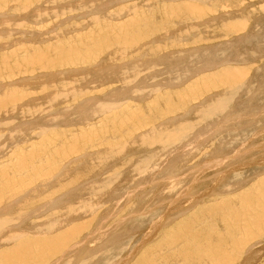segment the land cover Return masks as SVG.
<instances>
[{
	"label": "rangeland",
	"instance_id": "374dc122",
	"mask_svg": "<svg viewBox=\"0 0 264 264\" xmlns=\"http://www.w3.org/2000/svg\"><path fill=\"white\" fill-rule=\"evenodd\" d=\"M56 1L0 0V59L4 56L6 60L7 57L8 65H14L12 69L14 73L11 70V75L8 73L10 70L0 73V95H3V89L6 90L8 88V91L9 89L14 91L12 89L14 86L15 89L22 88L21 90L24 93V99L18 100L16 105H14L16 110L10 104L9 106L5 105L8 106L7 109L0 111V174L2 171H10L8 175L11 176L9 177L18 180L17 183L14 181V184L17 185H15L17 187L15 194L22 190L19 188L20 185H23L22 188L26 189L25 192H21V194H25L20 195L16 200L18 201L16 208L14 206L12 210H7L8 212L5 211V208L10 205L9 201L11 199H8L6 203L5 199L0 198V223L7 220L9 216L15 218V214H18L19 210H25L27 211L26 215L27 213L30 215V219H27L29 224L33 221L35 222L34 225L30 226H26L27 223L23 222L26 225L24 224L23 226L21 223L20 226H12L13 228L8 224L5 237H3V227L5 228V226L1 227L0 224V234H3V236L0 235V252L1 250H8L15 244V241L17 243V240H12L10 243L2 241L3 238L6 239L9 235L11 229L20 230L19 237L21 229H24L23 232L27 231L29 233L31 227L33 232L42 228H52L55 229L54 232L61 233L67 230L69 224L72 223L71 221L66 226L67 223H63L60 220L66 210H69L68 212L66 211V215L68 213L72 215L74 211H83V209H88L90 206L93 210L92 216H90V213L87 214L83 211L84 214H81V218L78 217V219L75 218L73 220V222L78 221L74 224H81L86 219L94 220V223L90 224L84 233L74 239V243H77V245H82L83 242L85 245L81 250L77 251V253L80 251L78 254H75L78 247L74 246L73 242L67 244L54 261H57L56 259L60 258L62 254L64 256V254L66 255L69 252L73 253L74 250L75 252L72 255L69 253L68 256H71L68 259L67 256L66 258L64 256L58 264H73V262H75L74 264H146V262H150V264H192L193 262L187 259L189 254L198 248L196 253L198 262L201 253H206L204 246H207V264H224L226 262L222 257L224 253L229 254V256L230 253L233 254L239 260L235 259V264H264V225L258 229L259 232L248 231L247 233L253 232V237L249 235L248 239L245 240L242 231L237 229V231L232 233L229 228H226L225 225L224 228L219 222L222 215L225 216L230 213L229 216H234L235 212L237 214L243 213V201L238 198L240 197L239 194L250 191L251 196L252 193L260 194L264 191V0ZM24 6H30L29 15L24 14ZM46 6L48 7L49 17L48 15H43V13L35 15L37 11H44ZM169 6L177 7V11L171 14L166 13V9ZM136 16H142L143 19L139 21V26L137 25L136 28L131 29L130 32L128 31L133 43L131 46H127L128 42L126 40L128 38L119 37L118 28H121L119 23H124ZM234 23L237 26L241 25L238 31L233 30L234 25L229 26ZM226 26L229 27L226 28ZM90 32L96 34V38L91 40V42H86L89 40L78 41L79 44L83 43L78 48L83 53L88 52L87 50L91 48L92 53L89 54L90 58L87 62L70 66V68L76 67L77 69L69 68L70 70H63L61 67H56V69L49 67L51 69H47L46 66L29 65L23 66L25 71L24 69L21 71L23 67H19L20 69L17 67L18 58H21L23 63V60L34 54L35 49L33 47L45 49L65 46V48H68L67 42L75 43L76 39H80V36H85V34ZM103 36L106 39L99 40ZM21 48L24 49L21 50ZM16 49L21 51L16 52ZM28 51L31 53H28ZM14 52H16L15 56L13 55ZM143 52L146 53L142 57H138V54ZM118 56L120 57L119 61H122V63L116 67L113 62L118 59ZM9 58L11 60H8ZM110 62L114 68L110 65ZM104 66L107 67V72L110 74L107 72L98 73L101 70L100 67ZM134 67L135 72L130 73ZM240 67L247 69L246 74H248L244 79L238 75ZM108 68L113 71L110 72ZM96 69L97 72L94 71ZM52 70L53 74H51ZM137 70H140V72ZM228 70L229 74L227 75L226 72ZM18 71L20 73L17 75ZM121 71L125 73V81L120 80V82L114 76L118 75L116 72L119 73L118 76H121ZM22 72L23 74H21ZM24 73L28 75L27 78ZM59 75L62 77L58 78L59 82L57 83ZM8 76L12 79H9ZM206 76L208 78L212 77V81L210 82L211 79H208L206 81L207 85H198L201 82L197 83V81L201 78H207ZM217 77H220L221 80L217 79ZM231 77L235 86L229 89L222 79ZM76 78L82 82L78 81L77 84ZM9 80H12V82ZM2 81H6V83L2 84ZM60 81L64 83L62 84ZM213 83L218 84L214 85ZM7 84L9 86H6ZM50 84L51 86H49ZM61 85H70L71 94H74V97L65 95L62 98L59 97L58 100L55 99V103L54 101L51 102V95L57 89L60 90L62 88ZM196 85H198V91L195 93L194 86ZM223 85L226 87L224 88ZM41 86H46L48 89L46 90L50 92L48 93L45 90V93L42 92L43 94L35 93L42 88ZM73 87L76 89L75 91ZM98 89H100L101 93ZM56 93L59 94L58 91ZM75 93H78L76 98ZM90 93H93V95L87 97ZM88 102L90 105L86 108L87 110L97 107L101 112L91 111V114L87 117L83 116L80 118V112L84 110L83 106ZM68 103L69 105H67ZM36 104H43L42 114L30 112L31 115L26 117L23 115L24 117H21L20 112L22 109L29 110L31 107V110ZM112 112L115 115L114 120L109 118ZM96 113L101 116L95 115ZM131 113L137 114L133 121L128 117ZM92 115H95V117L92 118ZM122 120H125L122 122L124 127L122 132L110 137L107 132L110 131L112 133L114 121L119 123ZM139 127L141 131L138 132ZM82 133L86 138L89 137L91 139L87 143L85 140V143L79 147V151L71 154L74 152V150H71L69 155L60 153L62 156H51L53 152L60 149L61 145H69L70 140L74 141L77 137L83 136ZM106 134L108 136L104 138ZM149 135L152 136L150 137ZM196 140H198V143ZM109 142H114V146L111 147L112 151L107 149ZM191 142L195 147H193ZM241 143H246L248 146V148H243V150L247 149L248 152L244 161H234V159L238 158L231 157H228L231 159H223ZM117 144H122L123 146H117ZM24 146L26 147L25 149L23 148ZM175 146L178 147L176 148ZM49 147L52 148L47 149ZM192 148H195V150ZM23 150L26 155L30 154L31 157H28L29 159L25 157L24 162L28 165V168L20 170L18 172L22 174L20 176V174L10 169L12 165H24V162H20L18 158V155L20 156ZM34 150L42 154L43 157L41 158L36 154L34 156ZM206 154L207 157H214L213 160L211 161V158L206 156L203 157ZM77 155L78 157H76ZM215 156L217 157L215 158ZM172 159L173 162L171 161ZM11 160L12 162H10ZM228 160L233 161L229 165L220 164ZM219 161L220 163H218ZM206 164V170L208 171L204 170V174L198 172ZM211 165L216 168L211 167ZM180 166L185 169H182V171ZM37 167L40 169L37 171L33 170L34 168L37 169ZM94 168L97 169V172L91 171ZM156 168L158 170L162 168V172L165 173L167 171V173L163 174L161 170L158 171ZM224 168H227V170L224 171ZM14 170L16 171V168ZM148 171L149 173H147ZM151 171H155V173ZM224 172L226 173L224 174ZM151 173L153 174L152 176H150ZM214 173L216 176L219 175L218 178H220H216ZM169 174L172 175L169 176ZM32 175L35 177L34 179L31 178ZM155 175L157 178L154 177ZM27 176L29 177L27 178ZM77 176L81 178L79 182L76 181L74 183L72 179L74 177L77 178ZM193 177H198L199 179L197 180L201 181L197 184H192L194 180L191 179ZM156 179L157 181H155ZM212 180L215 181L212 183ZM4 181L0 178V189L2 190ZM228 181L229 184L226 186L224 183L227 184ZM30 182L34 183L31 187ZM118 182L119 184H117ZM146 182L148 185H145ZM189 183L192 185L190 184L188 189L197 191L196 197L202 195L199 201L197 199L194 200V198H192V201L191 199L187 200V198L176 200L175 193L170 195L175 189H183V184ZM63 186L65 190L61 191ZM134 186L138 189L137 191H134ZM223 186L225 189L222 188ZM127 189L128 196L123 200L126 204L122 201L118 206L117 204L114 205V200L120 198L118 195L122 197L121 193L123 194ZM38 190L42 192H37ZM148 191L152 192L149 193ZM7 192L11 193L12 191H3L5 193L3 195L8 197L10 194H6ZM110 192L111 195H108ZM12 193L14 194V191ZM153 193L160 194L155 201L160 202L161 205L156 209L152 202L149 206L144 207L143 211L145 214L135 216L134 206L137 208V203L140 200L152 199L151 194ZM31 196L35 197V203L41 198L45 199L38 204L40 208H35L33 207L34 205H30L29 208L27 206V210L19 207L29 200ZM99 197L101 200L98 201ZM229 199L232 200L229 201ZM162 200L166 201L162 203ZM224 201L226 205L219 206ZM2 202L7 205L4 204L5 208ZM172 203L174 206H171ZM122 204L124 205L122 206ZM31 207L34 208V211ZM150 208L153 210H150ZM132 209L134 213L131 211ZM37 210L40 211L39 214ZM216 211L218 212L216 213ZM156 212L157 216H164V219H160V225L157 229H152L150 232H155L151 234L148 231V226L152 221L150 218L154 217ZM224 213L226 214L224 215ZM105 214L110 217L114 216L110 220L112 222H108L106 226L109 223L111 226L115 223L117 224V227H114L115 229L110 230L109 235H105L110 239L108 243L103 242L105 241L103 231L95 230L96 226L98 227L97 223L103 221ZM234 220L235 222L232 220L230 224L234 222L238 225L241 218L235 217ZM19 221L17 219V223ZM117 221L119 222L117 223ZM188 221L189 223L191 222V224H187V226H190V231L196 232L195 240H193L192 244L198 247L195 246V249H193L192 246L185 249L184 247L190 240L183 238L179 242L174 243V241L172 245L169 243L166 246L169 251L166 252L167 256H162L164 252L158 244L175 234L176 227L180 223L185 226ZM199 221L201 224H199ZM61 224L64 226L60 227L59 225ZM204 225L207 226L205 227ZM58 226L60 228L56 230ZM22 234L24 235V233ZM39 234L43 235L41 232ZM182 236L186 237L187 235L182 234ZM242 240H245V242H242ZM236 241H241L240 245L243 243L242 247L237 249V252L232 245ZM91 242H93V245ZM72 246L76 248L74 249ZM86 247L90 248V251ZM215 249H225L227 252H222L221 254L220 251ZM251 250L253 254L255 253V256ZM133 252L134 254L132 255ZM144 252L148 253V256L144 257L141 263L136 261L138 257L144 255L142 254ZM123 253L125 254L123 255ZM72 256L73 258L69 259ZM176 256H178V259L176 258L175 261L173 258ZM79 257L80 259L78 260ZM4 258L1 260H6ZM75 258L77 261L73 260ZM179 259H181V262ZM215 261L220 262L217 263ZM49 263H52V260Z\"/></svg>",
	"mask_w": 264,
	"mask_h": 264
},
{
	"label": "bare ground",
	"instance_id": "6f19581e",
	"mask_svg": "<svg viewBox=\"0 0 264 264\" xmlns=\"http://www.w3.org/2000/svg\"><path fill=\"white\" fill-rule=\"evenodd\" d=\"M58 1V0H57ZM56 1V2H57ZM38 3V2H37ZM29 7L30 6H24V8H25V11H24V14H26V15H29ZM51 7V6H50ZM47 6L45 7V9H44V11H37V12H35V15L37 16L38 14H42L43 13V15L45 14V16L46 15H48V17L50 16L49 15V13H48V10H47ZM54 9V8H53ZM50 10V9H49ZM167 11H166V13H168V14H171V13H174V12H176L177 11V7H175V6H169L167 9H166ZM51 11H54V10H51ZM51 11H49L50 13H51ZM19 13V12H18ZM53 14V13H52ZM51 14V15H52ZM54 15V14H53ZM35 16V17H36ZM138 18V19H137ZM141 19H143V17L142 16H136V17H134V18H130L129 20H127L126 22H124V23H119V25H121V28H118L119 29V37H121V36H124V37H127L128 39L126 40V42H128L127 43V46H131V44L133 43V41H132V38H130L131 36L128 34V31L130 32V30L131 29H133V28H136V26L138 25V23H139V21H141ZM145 19V18H144ZM3 21V20H2ZM4 24V23H3ZM10 24V23H9ZM7 25V24H6ZM5 25V26H6ZM74 25V24H73ZM118 25V24H117ZM234 25V26H233ZM3 26V25H2ZM1 26V27H2ZM12 26V25H11ZM139 26V25H138ZM229 26H233V30L234 31H238L239 30V28L241 27V25L239 24L238 26L237 25H235V23L234 24H232V25H229ZM229 26H226V28L227 27H229ZM9 27V26H8ZM84 27V26H83ZM5 28V27H4ZM223 29V28H222ZM231 29V28H230ZM113 30H114V28H113ZM137 30V29H136ZM102 32V31H101ZM96 33V32H95ZM113 33H114V31H113ZM225 34H226V32H224ZM77 36V35H76ZM116 36V35H115ZM72 38V37H71ZM96 38V34H94V33H89V34H85V36H80V39H76L77 41L75 42V43H69V42H67V44H68V48H65V46L64 47H62V48H53V47H49V48H45V49H42V48H38V47H33L34 49V54L32 55V56H27L28 58L27 59H25V60H23V63H22V60H21V58L19 59L18 58V62H17V67L19 68V67H25V66H29V65H40V66H46L47 67V69H51V68H49V67H52V68H55L56 69V67H61V69H63V70H66V69H68V70H70L71 68L74 70L76 67H71L70 68V66H73V65H79L80 63H82V62H87V60L90 58V53H92V50H91V48H89L87 51L88 52H80L79 51V45L81 44H79V42L78 41H80V42H82V41H86V40H89V41H86V42H91V40H94ZM98 39V38H97ZM102 39H106L105 38V36H103V37H101V38H99V40H102ZM73 40H75V39H73ZM115 40V39H114ZM104 41V40H103ZM114 43V42H113ZM83 44V43H82ZM81 44V45H82ZM125 45V44H124ZM123 45V46H124ZM31 47V46H30ZM30 47H28V49L30 48ZM24 48H25V45H24ZM23 48V49H24ZM122 48V47H121ZM22 48H21V50H23ZM21 50H17L16 49V52H18V51H21ZM29 50H31V49H29ZM121 50H123V49H121ZM16 52H14L13 53V55L15 56L16 55ZM97 52V51H96ZM155 52V51H154ZM28 53H31V52H29L28 51ZM146 52H143V53H139L138 54V57H142L144 54H145ZM119 54V53H118ZM31 55V54H30ZM121 56V55H120ZM124 56V55H123ZM113 57V56H112ZM17 58V57H16ZM120 57L118 56V59L117 60H115L114 62H113V65H115L116 67H118L119 65H120V63H122V61H119L120 59H119ZM116 59V58H115ZM6 60H7V57H6ZM5 60V57L3 56V58L2 59H0V73H3V72H5V71H9L10 70V72H8V73H10L9 75H11V70L13 69V67H14V65H8V63H7V61ZM8 60H11L10 58L8 59ZM108 60V59H107ZM111 60V59H110ZM112 60H114V59H112ZM94 61V60H93ZM119 61V62H118ZM127 61V60H126ZM96 62V61H95ZM84 64V63H83ZM82 64V65H83ZM91 64V63H90ZM96 64V63H95ZM107 65V64H106ZM110 65H112L111 64V62H110ZM112 65V66H113ZM122 65V64H121ZM138 66V65H137ZM137 66H135L136 68H137ZM16 67V66H15ZM24 67L21 69V71L24 69ZM105 67V66H104ZM100 67L101 68V70H100V72H98V73H104V72H107V67ZM131 67V66H130ZM129 67V68H130ZM135 67L134 68H132V70H131V72L130 73H133V72H135ZM142 67V66H141ZM70 68V69H69ZM83 68V67H82ZM100 68H98V69H100ZM103 68H104V70H103ZM112 68V67H111ZM113 68H114V66H113ZM20 69V68H19ZM77 69V68H76ZM109 69V68H108ZM134 69V70H133ZM139 69V68H138ZM255 69V68H254ZM16 70H17V68H16ZM16 70H14V71H16ZM115 70V69H114ZM118 70V69H117ZM125 70H126V68H125ZM247 69L245 68V67H240L239 68V70H238V72H239V76L242 78V79H244L246 76H247V74H246V71ZM20 71V70H19ZM17 72V75H18V73H20V72ZM24 71H25V69H24ZM48 73H49V71L48 70H46ZM58 71V70H57ZM94 71H96L97 72V69L96 70H94ZM99 71V70H98ZM109 71H110V69H109ZM113 71V70H112ZM112 71H110V72H112ZM137 71H139L140 72V70H137ZM223 71V70H222ZM252 71V70H251ZM250 71V72H251ZM12 72H13V70H12ZM33 72V71H32ZM249 72V71H248ZM14 73V72H13ZM26 73H27V71H26ZM26 73H24V76L27 78L28 77V75L26 74ZM50 73H51V71H50ZM57 73V72H56ZM107 73H109V72H107ZM118 75H119V73L118 72H116ZM122 75L121 76H114V77H116L117 79H119V81L121 80V81H125V73H123L122 71L120 72ZM21 74H23V72L21 73ZM42 74V73H41ZM51 74H53V70H52V73ZM50 74V75H51ZM110 74V73H109ZM219 74V73H218ZM226 74L228 75L229 74V70L226 72ZM48 75V74H47ZM111 75H113V74H111ZM131 75V74H130ZM129 75V76H130ZM136 75V74H135ZM14 76H16V74H14ZM61 75H59L58 77H57V83L59 82V80H58V78L60 77ZM221 76H224V75H221ZM2 77V76H1ZM9 77V79L11 78L10 76H8ZM7 77V78H8ZM23 77V76H22ZM31 77V76H30ZM62 77V76H61ZM135 77V76H134ZM207 77V76H206ZM215 77V76H214ZM227 77V76H226ZM6 78V77H5ZM20 78V77H19ZM49 78V77H48ZM130 78H131V76H130ZM203 78H205V77H203ZM212 77H207V78H205V79H199L198 81H197V83H200L201 82V84H198V85H201V86H204L203 84H205V85H207V82L206 81H208V79L210 80ZM220 79L221 80V78L220 77H217V79ZM12 79V78H11ZM16 79V78H15ZM14 79V80H15ZM53 79V78H52ZM77 79V78H76ZM143 79V78H142ZM4 80V79H3ZM8 80V79H7ZM6 80V81H7ZM17 80V79H16ZM43 80V79H42ZM54 80V79H53ZM61 80H62V78H61ZM66 80V79H65ZM80 80V79H79ZM78 79H77V84H78V81H79ZM116 80V79H115ZM6 81L4 82V81H2V84H5L6 83ZM10 81V80H9ZM8 81V82H9ZM120 81V82H121ZM212 81V79L210 80V82ZM215 81V80H214ZM222 81H224L225 82V85H227L228 86V88L229 89H232L233 88V86H235V85H233V78L231 77V78H227V79H222ZM7 82V83H8ZM10 82H12V80L10 81ZM61 83H62V81H60ZM79 82H82V81H79ZM118 82V81H117ZM18 83V82H17ZM41 83V82H40ZM39 83V84H40ZM53 83H56V82H53ZM52 83V84H53ZM64 83V82H63ZM62 83V84H63ZM85 83V82H84ZM88 83V82H87ZM103 83V82H102ZM115 83V82H114ZM214 84V83H213ZM218 84V83H217ZM217 84H214V85H217ZM25 85V84H24ZM30 85V84H29ZM28 85V86H29ZM65 85V84H64ZM74 85V84H73ZM198 85H196V86H194V89L196 90L195 91V93L198 91L197 90V86ZM225 85H223L224 86V88L226 87ZM6 86H9L8 84L6 85ZM49 86H51V84L49 85ZM62 86V85H61ZM78 86V85H77ZM102 86V85H101ZM210 86H212V85H210ZM220 86V85H219ZM5 87V86H4ZM23 87V86H22ZM38 87V86H37ZM42 87V86H41ZM57 87V86H56ZM55 87V88H56ZM59 87V86H58ZM72 87V86H71ZM6 88V87H5ZM211 88V87H210ZM214 88V87H213ZM8 89V88H7ZM5 90V89H3L4 91L2 92L3 93V95L1 96L0 95V111H3V110H5V109H7V107L11 104L12 106H14V105H16V103H17V101L18 100H20V99H24L23 97H24V93H23V91L21 90V89H19V88H17V89H15V86L12 88V89H14V91L13 90H10L9 89V91L8 90ZM47 89V87L46 86H43L42 88H40V90H37L35 93H45L44 91ZM50 89V88H49ZM53 89V88H52ZM51 89V90H52ZM73 89H74V87H73ZM97 89V88H96ZM101 89V88H100ZM100 89H98V91L100 90ZM215 89H218V88H215ZM25 90V89H24ZM48 90V89H47ZM46 90V91H47ZM56 90V89H55ZM76 89H74V91H75ZM220 90V89H219ZM10 91H11V94H10ZM13 91V92H12ZM26 91V90H25ZM59 92V94H57L56 92ZM84 91V90H83ZM107 91V90H106ZM216 91V90H215ZM48 92V91H47ZM50 92V91H49ZM48 92V93H49ZM52 92V91H51ZM77 92V91H76ZM100 93H101V91H99ZM26 93V92H25ZM42 93V94H43ZM194 93V94H195ZM84 94V93H83ZM206 94V93H205ZM45 95V94H44ZM49 95H51V94H49ZM65 95H67V97H69V96H72V97H74V94H71V89H70V85L69 86H62V88L60 89V90H56L55 92H54V94H52L51 96L52 97H50V100H51V102L52 101H54L55 99L56 100H58L59 99V97H61L62 98V96H65ZM77 95H78V93H75V98L77 97ZM86 95V94H85ZM89 95H93V93H90V94H88L87 95V97L89 96ZM36 96H38V94H36ZM47 96V95H46ZM45 96V97H46ZM206 97V96H205ZM84 98H86V97H84ZM25 99H26V96H25ZM48 99H49V97H48ZM72 99V98H71ZM113 99V98H112ZM145 99V98H144ZM85 100V99H84ZM155 100V99H154ZM47 101V100H46ZM68 101V100H67ZM200 101V100H199ZM198 101V102H199ZM58 102V101H57ZM72 102V101H71ZM20 103H21V101H20ZM19 103V104H20ZM54 103H55V101H54ZM53 103V104H54ZM78 103V102H77ZM77 103H76V105H77ZM200 103V102H199ZM198 103V104H199ZM125 104H126V102H125ZM5 105H8V106H5ZM26 105H27V103H26ZM43 105V104H42ZM41 104H39V105H35V107L33 108V109H31L30 110V108L29 107H27V108H29V110H23L22 109V107H21V109H22V111L21 110H19V111H21L22 112V114H21V112H20V115H22L21 117H26L27 115H31V113H33L34 114V112H39V115H40V113H41V110H43V108H44V106H42ZM60 105V104H59ZM67 105H69V103L67 104ZM66 105V106H67ZM89 102L88 103H86V105L85 106H83L84 107V110L82 111V112H80L81 114H80V118H82L83 116H85V117H87L88 115H90L91 113V111H99V113L101 112L100 111V109H98L97 107H95V109H86V108H88L89 107ZM103 105H105V104H103ZM107 105V104H106ZM193 105H194V103H193ZM19 106V105H18ZM97 106V105H96ZM110 106V105H109ZM125 106V105H124ZM201 106V105H200ZM15 107V110H16V106H14ZM25 107V106H24ZM106 107H108V106H106ZM112 107V106H111ZM194 107V106H193ZM11 108H13V107H11ZM26 108V107H25ZM15 110H12V111H15ZM68 110V109H67ZM77 110V109H76ZM103 110V109H102ZM104 110H106V109H104ZM112 110V109H111ZM114 110V109H113ZM69 111H70V109H69ZM107 111V110H106ZM31 112V113H30ZM27 113V114H26ZM28 113H30V114H28ZM69 113V112H68ZM89 113V114H88ZM99 113H96L95 115H99V116H101ZM106 113V112H105ZM108 113V112H107ZM207 113V112H206ZM6 114V113H5ZM42 114V113H41ZM77 114V113H76ZM258 114V113H257ZM24 115V116H23ZM67 115V114H66ZM95 115H92V118H94L95 117ZM104 115V114H103ZM136 115L137 114H129L128 115V117L130 118V120L131 121H133L134 120V118H136ZM3 116H4V112H3ZM34 116V115H33ZM244 116V115H243ZM250 116H252V115H250ZM29 117V116H28ZM41 117V116H40ZM103 117V116H102ZM101 117V118H102ZM114 117H115V115H114V112H112V114L111 115H109V118H111V119H113L114 120ZM256 117H257V115H256ZM121 118V117H120ZM243 118V117H242ZM245 118V117H244ZM253 118V117H252ZM22 119V118H21ZM28 119V118H27ZM98 120H100V119H98ZM24 121V120H23ZM51 121V120H50ZM54 121V120H53ZM125 120H122L121 122H115L114 121V128L112 129L113 131H112V133H110V131H108L107 133H108V135H110V137L111 136H115L116 135V133L118 134V133H121L122 132V130L124 129V127H123V123L122 122H124ZM93 122V121H92ZM95 122V121H94ZM84 123V122H83ZM125 123H130V122H125ZM263 123V122H262ZM13 124V123H12ZM16 125V124H15ZM26 125V124H25ZM18 126V125H17ZM262 126V125H261ZM25 127V126H24ZM141 127V126H140ZM140 127L138 128V132L139 131H141V129H140ZM263 128V127H262ZM264 129V128H263ZM22 130V129H21ZM95 131V130H94ZM90 132V131H89ZM95 132H97V131H95ZM114 132V133H113ZM212 132V131H211ZM201 133V132H200ZM213 133V132H212ZM19 134V133H18ZM17 134V135H18ZM39 134V133H38ZM56 134V133H55ZM83 134V133H82ZM1 135V134H0ZM65 135V134H64ZM91 135V134H90ZM107 134L106 135H104V138L106 137V136H108ZM157 135V134H156ZM202 135V134H201ZM204 135H206V134H204ZM203 135V136H204ZM6 136V135H5ZM10 136V135H9ZM60 136V135H59ZM150 136V135H149ZM152 136V135H151ZM150 136V137H151ZM8 137V136H7ZM56 137V136H55ZM84 136V134H83V136H79V137H77L74 141H69V145H61L60 146V149H58L56 152H53L52 154H51V156L53 155V156H56V157H58V156H62V155H69L71 152V150H74V152H72L71 154H73V153H76L77 151H79L80 149H79V147H81L82 146V144L83 143H85L84 141L86 140V143L91 139V138H89V137H85ZM61 138V137H60ZM1 139V138H0ZM199 139V138H198ZM202 139H204L203 137H202ZM224 139V138H223ZM115 140V139H114ZM201 140V139H200ZM54 141V140H53ZM197 141V143H198V140H196ZM202 141V140H201ZM5 142V141H4ZM79 142H81V143H79ZM96 142H98V141H96ZM193 142V141H192ZM191 142V143H192ZM32 143V142H31ZM89 144V143H88ZM87 144V145H88ZM111 144V145H110ZM247 144H249V143H247ZM26 145V144H25ZM91 145V144H90ZM191 145V144H190ZM192 145H193V143H192ZM22 146V145H21ZM114 146V142H109L108 143V146H107V149L108 150H111V147H113ZM116 146V145H115ZM117 146H123L122 144H117ZM249 146H250V144H249ZM2 147V146H1ZM53 147V146H52ZM52 147H49V148H47V149H50V148H52ZM176 148L178 147V146H175ZM185 147V146H184ZM186 147H187V145H186ZM193 147H195L194 145H193ZM248 148V146L246 145V143H241L238 147H236L234 150H232L231 152H229L230 154H228L226 157H224V154L228 151H226L224 154H223V159H231V158H238V159H234V161L235 160H239V161H241V160H243L244 161V158H245V156H246V154L248 153L247 152V149H244L243 150V148ZM22 148V147H21ZM24 149L26 148L25 146L23 147ZM117 149H118V147H116ZM175 148V149H176ZM188 149H189V147H187ZM230 148V147H229ZM250 148V147H249ZM3 149V148H2ZM133 149V148H132ZM147 149V148H146ZM180 149V148H179ZM179 149H177V150H179ZM182 149V148H181ZM193 149V148H192ZM202 149V148H201ZM0 150H1V148H0ZM129 150V149H128ZM193 150H195V148L193 149ZM199 150V149H198ZM249 150H252V149H249ZM8 151V150H7ZM6 151V152H7ZM12 151V150H11ZM112 151V150H111ZM135 151V150H134ZM175 151V150H174ZM230 151V150H229ZM25 151L23 150V151H21V153H20V156L18 155V158H19V160H20V162L21 161H25V157L26 158H28V157H31V155L29 154V155H26L25 153H24ZM132 152V151H131ZM176 152V151H175ZM179 152V151H178ZM185 152V151H184ZM197 152V151H196ZM218 152H219V150H218ZM252 152V151H251ZM62 155H61V154ZM95 153V152H94ZM186 153H188V152H186ZM223 153V152H222ZM250 153V152H249ZM34 154H36L37 156H40L41 158L43 157V155L42 154H40L39 152H36L35 150L33 151V155ZM44 154V153H43ZM90 154H92V153H90ZM182 154V153H181ZM189 154V153H188ZM218 154V153H217ZM36 155H34V156H36ZM42 155V156H41ZM171 155V154H170ZM177 155V154H176ZM214 155H215V153H214ZM231 155V156H230ZM252 155V154H251ZM191 156V155H190ZM189 156V157H190ZM193 156V155H192ZM204 156H206L207 157V154L206 155H203V157ZM219 156H220V154H219ZM248 156H249V154H248ZM72 157V156H71ZM76 157H78V155L76 156ZM168 157V156H167ZM177 157V156H176ZM179 157V156H178ZM183 157H184V154H183ZM185 157H186V155H185ZM205 157V158H206ZM209 157V156H208ZM207 157V158H208ZM217 156H215V158H216ZM228 157H231V158H228ZM262 157V156H261ZM51 158V157H50ZM170 158V157H169ZM209 158H211V157H209ZM214 158V157H213ZM213 158H211V161L213 160ZM218 158H220V157H218ZM222 158V157H221ZM259 158V157H258ZM29 159V158H28ZM56 159V158H55ZM77 159V158H76ZM91 159V158H90ZM174 159V158H173ZM173 159L171 160L172 162H173ZM181 159V158H180ZM183 159V158H182ZM194 159V158H193ZM3 160V159H2ZM68 160V159H67ZM66 160V161H67ZM165 160V159H164ZM215 160V159H214ZM8 161V160H7ZM44 161V160H43ZM78 161V160H77ZM210 161V162H211ZM232 161L233 160H228V161H223L222 163H220V161L218 162V163H220V164H230V163H232ZM10 162H12V160L10 161ZM69 162V161H68ZM247 162V161H246ZM2 163V162H1ZM17 163V162H16ZM79 163V162H78ZM166 163V162H165ZM194 163V162H193ZM14 164V163H13ZM208 164H209V161H208ZM5 165V164H4ZM76 165H78V164H76ZM90 165V164H89ZM215 165V164H214ZM213 165V166H214ZM218 165V164H217ZM216 165V166H217ZM236 165H237V163H236ZM240 165H244V164H240ZM246 165V164H245ZM167 166V165H166ZM169 166V165H168ZM182 166H183V164H182ZM212 165H211V167H213ZM12 168L10 169V170H12V171H14V172H16V173H18L20 170H22V169H24V168H28V165L24 162V165H22V166H19L18 164H17V166H15V165H12L11 166ZM32 167V166H31ZM30 167V168H31ZM156 167V166H155ZM218 167V166H217ZM14 168H16V171L14 170ZM167 168V167H166ZM180 168H181V170L182 169H185L184 167L182 168L181 166H180ZM179 168V169H180ZM194 168V167H193ZM213 168H216V167H213ZM7 169V168H6ZM38 169H40V168H38L37 167V169H33V170H35V171H37ZM157 169V168H156ZM164 169V168H163ZM207 169V164L204 166V167H201V171H199L198 170V172H201V173H203L204 174V170H206ZM225 169V168H224ZM8 170V169H7ZM32 170V169H31ZM88 170H89V168H88ZM158 170V169H157ZM161 170V172L163 171L162 170V168L161 169H159L158 171H160ZM165 170V169H164ZM188 170H190V169H188ZM227 170V168L224 170V171H226ZM9 171V170H8ZM91 171H96L97 172V169H92ZM90 171V172H91ZM170 171H172V170H170ZM183 171V170H182ZM191 171V170H190ZM194 171V170H193ZM206 171H208V170H206ZM222 171V170H221ZM10 172V171H9ZM9 172H7V171H2V173L0 174V178L2 179V180H5L4 181V184H3V190L2 189H0V198L2 199H5V202L7 203V201H8V199L10 200L9 201V204L10 205H6L5 203H3V207L6 205L7 206V208H5V211L6 212H8L7 210H9L10 211V209L12 210L13 209V207L15 206V208H16V205H18V201H16L19 197H20V195H23V194H25V193H23V194H21V192H25V190L26 189H24V188H22L23 187V185H20L19 186V188H21L22 190H20V191H18L19 193H16L15 194V189L17 188L16 186V184H14V181H15V183H17V181L18 180H16L15 178L13 179L12 177L10 178L9 176H11V175H8V174H10ZM152 173H155V171L153 172V171H151ZM168 172H169V170H168ZM178 172V171H177ZM185 172H187V171H185ZM220 172V171H219ZM227 172H229V171H227ZM147 173H149V171L147 172ZM146 173V174H147ZM150 174V176H152L153 174ZM163 174H165V173H167V171L164 173V172H162ZM175 173V172H174ZM226 172H224V174H225ZM230 173V172H229ZM18 174H20V173H18ZM161 174V173H160ZM162 174V175H163ZM22 174H20V176H21ZM76 175V174H75ZM109 175V174H108ZM172 175V174H171ZM170 174H169V176H171ZM214 175H215V173H214ZM38 176V175H37ZM45 176V175H44ZM164 176V175H163ZM184 176H185V174H184ZM197 176V175H196ZM210 176V175H209ZM216 176V175H215ZM219 176V175H218ZM218 176H216V178H218ZM29 176H27V178H28ZM43 177V176H42ZM54 177V176H53ZM146 177V176H145ZM154 177H156V175L154 176ZM154 177H152V178H154ZM201 177H203V176H201ZM221 177H222V175H221ZM18 178V177H17ZM23 178V177H22ZM25 178V177H24ZM31 178H35V177H33V175L31 176ZM81 177L80 176H77V178L76 177H74L73 179H72V181H74V183L76 182V181H78L79 182V179H80ZM138 178V177H137ZM141 178V177H140ZM157 178V177H156ZM174 178V177H173ZM220 178V177H219ZM218 178V179H219ZM233 178V177H232ZM235 178V177H234ZM43 179V178H42ZM171 179V178H170ZM175 179V178H174ZM197 179H199L198 177H193L191 180H194L193 182H192V184H197L199 181H201V180H197ZM223 179V178H222ZM24 180V179H23ZM130 180V179H129ZM138 180V179H137ZM136 180V181H137ZM141 180H143V179H141ZM162 180H163V177H162ZM186 180V179H185ZM230 180V179H229ZM139 181V180H138ZM155 181H157V179L155 180ZM171 181V180H170ZM175 181V180H174ZM215 180H212L211 182L213 183ZM238 181H240V180H238ZM256 181V180H255ZM3 182V181H2ZM20 182H21V180H20ZM129 182V181H128ZM151 182V181H150ZM164 182V181H163ZM162 182V183H163ZM210 182V181H209ZM31 184H30V187H31V185H33L34 183H32V182H30ZM147 183V182H146ZM145 183V185H148V183L146 184ZM216 183V182H215ZM29 184V183H28ZM117 184H119V182L117 183ZM138 184H140V183H138ZM191 183H189V184H183V186H184V188L183 189H178V190H174V191H172V193L170 194V195H173L174 193H175V199L176 200H181V199H183V198H187V200L188 199H191V201H192V198H194V200L195 199H197V201H199L200 200V198L202 197V195L200 196V197H196V192L197 191H195V190H189L188 189V187H189V185H190ZM191 184V185H192ZM201 184V183H200ZM226 186L229 184V181H228V183L226 184V183H224ZM16 185V186H15ZM131 185V184H130ZM134 185V184H133ZM161 185V184H160ZM168 185H171V184H168ZM212 185V184H211ZM25 186V185H24ZM67 186V185H66ZM150 186V185H149ZM157 186H158V184H157ZM64 187V186H63ZM63 187H61V191L62 190H65V187L63 188ZM127 187V186H126ZM130 187V186H129ZM135 187V186H134ZM144 187V186H143ZM143 187H141V189H143ZM152 187V186H151ZM150 187V188H151ZM160 187V186H159ZM170 187V186H169ZM1 188H2V186H1ZM63 188V189H62ZM125 188V187H124ZM158 188V187H157ZM182 188V187H181ZM207 188V187H206ZM205 188V189H206ZM210 188H212L211 186H210ZM222 188H224V186L222 187ZM227 188V187H226ZM229 188V187H228ZM39 189V188H38ZM73 189V188H72ZM155 189V188H154ZM161 189H162V187H161ZM225 189V188H224ZM230 189V188H229ZM228 189V190H229ZM9 191V192H13L14 191V194L11 192V193H6V194H10V196H4L3 194H5V193H3V191L5 192V191ZM18 190V189H17ZM42 190V189H41ZM40 190V191H41ZM138 189L135 187L134 188V191H137ZM147 190H149V189H147ZM153 190V189H152ZM159 190V189H158ZM157 190V191H158ZM211 190V189H210ZM237 190V189H236ZM252 190V189H251ZM39 190L37 191V192H40ZM153 191H155V190H153ZM162 191V190H161ZM42 192V191H41ZM128 192V189L127 190H125L124 192H123V194L121 193V195H122V197L121 196H119L118 194V197H120V198H116L115 200H114V205H116L117 204V206H118V204H121L122 203V201L123 200H125L126 199V196H128L127 193ZM149 192V191H148ZM150 192H152V191H150ZM149 192V193H150ZM219 192V191H218ZM256 192V191H255ZM114 193V192H113ZM164 193V192H163ZM169 193V192H168ZM207 193V192H206ZM214 193V192H213ZM12 194V195H11ZM34 194V193H33ZM40 194V193H39ZM111 195V192L110 193H108V195ZM130 194V193H129ZM221 194V193H220ZM227 194V193H226ZM242 194V195H241ZM241 194H239L240 195V197H238V198H241V200L243 201H241L242 202V204H243V213H239V214H237L236 212H235V214H233L234 216H229V214L230 213H228V214H226V213H224V215L225 216H223L222 214V216H221V219H220V224L222 225V226H226V228H229L231 231H232V233H233V231H237V229H238V231H242L243 232V236L245 237V240L246 239H248V236L250 235L251 237H253V232L252 233H247L248 231H258V229L260 228V227H262L263 225H264V191L262 192V193H252L251 194V196H250V191H248V192H244V193H241ZM37 195V194H36ZM35 195V196H36ZM133 195V194H132ZM150 195V194H149ZM149 195H147V196H149ZM152 195V199L150 198L149 200H143V201H139L138 203H137V208H136V206H134L135 208H134V210H135V213L133 212L134 210L132 209L131 211L134 213V215L135 216H139V215H141V214H143L144 213V207H146L147 205L149 206L150 205V203H152V204H154L153 206H154V208H158V206H160L161 204H160V202H158V201H155V199L160 195H157V194H151ZM164 195V194H163ZM106 196V195H105ZM114 196V195H113ZM112 196V197H113ZM141 196V195H140ZM145 196V195H144ZM146 196V197H147ZM225 196V195H224ZM104 197V196H103ZM130 197H132V196H130ZM146 197H144V198H146ZM190 197V198H189ZM196 197V198H195ZM23 198H24V196H23ZM100 198V197H99ZM114 198V197H113ZM140 198V197H139ZM174 198V197H173ZM233 198H235V197H233ZM130 199V198H129ZM141 199H143L142 197H141ZM158 199V198H157ZM169 199V198H168ZM237 199V198H236ZM43 200H45L44 198H41V199H39L38 200V202H36L35 203V197H33V196H31V198L29 199V200H27L25 203H23L22 205H20L19 207H21V208H23V209H26V207L27 208H29V206L30 205H34L33 207H35V208H40L39 206H38V204H40L41 202H43ZM98 201L99 200H101V198L100 199H97ZM232 199H229V201H231ZM25 201V200H24ZM111 201V200H110ZM163 201H166V200H162V203H163ZM236 201V200H235ZM101 202V201H100ZM124 202V201H123ZM136 202V201H135ZM233 202V201H232ZM108 203V202H107ZM125 203V202H124ZM5 204V205H4ZM104 204V203H103ZM110 204V203H109ZM113 204V203H112ZM126 204V203H125ZM234 204V203H233ZM124 204H122V206H123ZM171 205V204H170ZM187 205V204H186ZM195 205V204H194ZM222 205H226V202L224 201V202H222L221 204H219V206H222ZM228 205V204H227ZM235 205V204H234ZM38 206V207H37ZM116 206V207H117ZM171 206H174V204L172 203V205ZM216 206V205H215ZM219 206H217L218 208H219ZM0 207H1V205H0ZM33 207H31V208H33ZM93 207V206H92ZM104 207V206H103ZM108 207V209H109V206H107ZM106 207V208H107ZM120 207V206H119ZM139 207V208H138ZM233 207V206H232ZM161 208V207H160ZM207 208V207H206ZM214 208V207H213ZM213 208H211V209H213ZM228 208V207H227ZM17 209H18V206H17ZM20 209V208H19ZM69 209V208H68ZM94 209V208H93ZM107 209V210H108ZM117 209H119V208H117ZM129 209H130V206H129ZM155 209V210H156ZM222 209V208H221ZM244 209H245V211H244ZM27 210V209H26ZM33 211H34V208L32 209ZM41 210H42V208H41ZM86 210H88V211H86ZM98 210V209H97ZM109 210H111V209H109ZM150 210H153L152 208H150ZM215 210H217V209H215ZM223 210V209H222ZM30 211V210H29ZM37 211H39V210H37ZM37 211H35V212H37ZM65 211V210H64ZM67 212L69 211V210H66ZM66 211H65V214L62 216V218L60 219V220H62V222L64 223H67L66 224V226L68 225V223H70L71 221H72V223H70L69 224V228L67 229V230H65V231H63V232H54V230L55 229H52V228H46V229H44V228H42V229H38V231H31L32 230V227L30 228V232L29 233H27V231L26 232H23V230L24 229H21L22 231H21V233H20V237H19V232H20V230H18V229H16V230H10L9 231V235L6 237V239L5 238H3L2 239V241L4 240L5 242H11L12 240H17V243H16V241H15V244L12 246V247H10L8 250H1V252H0V264H58L60 261H61V259L65 256V258H66V256H67V259H68V257L69 256H71L72 254H74V252H75V250H74V252L72 253H70L71 255H69L68 256V254H64V256H63V254H62V256L60 257V258H57L56 260L57 261H54L55 260V258L60 254V252L62 251V250H64V247L67 245V244H71L72 242L74 243L75 242V237H77L78 235H80V234H82V233H84L86 230H87V228H89V226H90V224H93L94 223V220L92 221V220H85V221H83L81 224H74V223H77V222H73V220L75 219V218H77L78 219V217H80V216H82L81 214L83 213V211H84V213H90V216H92V212H93V210H92V208L89 206V208L88 209H86L85 208V210L83 209V211L82 210H78V211H74L73 212V214L72 215H69V213L66 215ZM147 211V210H146ZM167 211V210H166ZM189 211V210H188ZM208 211H210V210H208ZM214 211V210H213ZM221 211V210H220ZM219 211V212H220ZM26 212L27 211H25V210H19L18 211V214H15V212H14V214H15V218H12V217H8V219L7 220H5V221H3L2 223H0L1 224V227H3V226H5V228L3 227V231H4V236H3V234H0V235H2L3 237H5L6 235H7V228H6V226H8V224H10L11 225V227L12 226H16V225H21V223L23 224V222H25V223H27V225L26 226H30V225H34L35 224V222L33 221V222H31L30 224H29V222H28V220L30 219V215H28V213H27V215L29 216H27L26 215ZM42 212V211H41ZM147 212H150L149 210L147 211ZM155 212V211H154ZM211 212V211H210ZM218 211H216V213H217ZM9 213H11V212H9ZM40 213V211L38 212V214ZM71 213V212H70ZM83 213V214H84ZM208 213V212H207ZM207 213H205V214H207ZM221 213H223L222 211H221ZM7 214V213H6ZM63 214V213H62ZM86 214V215H87ZM132 214V213H131ZM145 214V213H144ZM161 214V213H160ZM200 214V213H199ZM211 214H212V212H211ZM12 215H13V213H12ZM66 215V216H65ZM149 215H150V213H149ZM214 215V214H213ZM213 215H211V216H213ZM218 215H219V213H218ZM2 216H4V215H2ZM6 216V215H5ZM128 216H129V214H128ZM65 217H67V218H65ZM112 217H114V216H109L108 214H105L104 216H103V221L101 222V223H97L98 224V227L96 226V231H98V230H100L99 232H101V230L103 231V233H104V240L105 241H103V242H105V243H108V242H110V239H109V237L108 236H105V235H107L109 232H110V230H112V229H115L114 227H117V224L115 223H113L114 225L113 226H111L110 225V223L112 222H110V220L112 219ZM141 217V216H140ZM160 216H157V212L154 214V217H152V218H154V219H152V218H150L152 221H151V223L149 224V229H148V231L150 232L152 229L154 230V228H158V226L160 225V219H162L163 217H160ZM207 217V216H206ZM235 217H238V218H241V220L239 221V224L237 225V223L235 224L234 222H235ZM29 218V219H28ZM81 218V217H80ZM98 218H99V216H98ZM199 218V217H198ZM234 218V219H233ZM15 219V220H14ZM17 219L18 220H20L18 223H17ZM28 219V220H27ZM125 219V218H124ZM149 219V220H150ZM164 219V218H163ZM196 219H197V217H196ZM209 219V218H208ZM215 219V218H214ZM237 219V218H236ZM27 220V221H26ZM102 220V219H101ZM121 220H123V218H121ZM211 220V219H210ZM234 221L233 222V224H230V221ZM48 221V220H47ZM125 221V220H124ZM202 221H204V220H202ZM237 221V220H236ZM39 222V221H38ZM60 222V221H59ZM58 222V223H59ZM108 222H110L109 223V225H107L106 226V224L108 223ZM119 221H117V223H118ZM123 222V221H122ZM126 222V221H125ZM196 222V221H195ZM219 222H217V223H219ZM238 222V221H237ZM57 223V224H58ZM121 223V222H120ZM119 223V224H120ZM204 223V222H203ZM232 223V222H231ZM24 224H23V226H24ZM29 224V225H28ZM119 224H118V226H119ZM187 224H191V222L189 223V221H188V223L186 222L185 223V226H183V223L181 224L180 223V225H178L176 228H177V230H176V232H175V234H173L172 236H170L169 238H166L165 240H163V241H161V243L160 244H158L162 249H163V252H164V254L162 253V256L163 255H166L167 256V254H166V252L168 251L167 249H166V246H168L169 245V243L172 245V243L174 242V243H176V242H179L181 239H183V238H187V240L189 241V242H187L188 244L184 247L185 249L187 248V247H192L193 246V249H195V246L196 247H198L197 245H195V244H192V242H193V240H195V236H196V232H194V231H190V226H187ZM199 224H201L200 223V221H199ZM230 226H232V227H230ZM55 225V224H54ZM125 225V224H124ZM221 225H219V226H221ZM60 227H63L64 225L63 224H61V225H59ZM55 227L56 228V230H59V228L60 227ZM205 227L207 226V225H204ZM225 226H224V228H225ZM10 227V228H11ZM53 227V226H52ZM121 227H123V226H121ZM13 228V227H12ZM95 228V227H94ZM120 228V227H119ZM63 229V228H62ZM118 229V228H117ZM121 229V228H120ZM132 230V229H131ZM139 230V229H138ZM204 230H205V228H204ZM83 231V232H82ZM140 231V230H139ZM142 231V230H141ZM188 231H190L189 233H188ZM229 231V230H228ZM261 231V230H260ZM42 233L43 235H40L39 233ZM143 232V231H142ZM153 232H155V231H153ZM153 232H150L151 234L153 233ZM259 232V231H258ZM15 233H17L16 235H15ZM22 233H24V235L22 234ZM46 233V235H44ZM95 233V232H94ZM112 233V232H111ZM149 233V234H150ZM39 234V235H38ZM150 234V235H151ZM182 234H186L187 236L186 237H184V236H182ZM200 234V233H199ZM229 234V233H228ZM52 235V236H51ZM90 235L92 236V234L90 233ZM90 235H88V236H90ZM109 235V234H108ZM130 235V234H129ZM198 235V234H197ZM255 235V234H254ZM97 236V235H96ZM95 236V237H96ZM203 236V235H202ZM206 236V235H205ZM128 237V236H127ZM151 237H152V235H151ZM198 237V236H197ZM213 237V236H212ZM225 237V236H224ZM255 237V236H254ZM259 237V236H258ZM96 239V238H95ZM206 239V238H205ZM241 239H243V238H241ZM1 240V239H0ZM245 240H242V242H245ZM253 240V239H252ZM3 241V242H4ZM86 241H88V240H86ZM90 241V240H89ZM112 241V240H111ZM198 241H200L199 239H198ZM2 242V243H3ZM80 242V241H79ZM186 242V241H185ZM185 242H183V243H185ZM191 242V243H190ZM206 242V241H205ZM204 242V243H205ZM255 242V241H254ZM254 242H252V243H254ZM14 243V242H13ZM82 243V242H81ZM90 243V242H89ZM92 243V245H93V242H91ZM102 243V242H101ZM173 243V244H174ZM240 243H241V241H236V242H233V246L235 247V251L237 252V249L238 248H241L242 247V244L240 245ZM98 244V243H97ZM111 244H112V242H111ZM5 245H7V244H5ZM85 244H84V242H83V244L81 245V244H79V245H77V243H74V246H76V247H78L77 248V250H76V253L75 254H78L77 253V251L78 250H81V248L84 246ZM88 245V244H87ZM86 245V246H87ZM103 245V244H102ZM202 245V244H201ZM200 245V246H201ZM237 245V246H236ZM249 245V244H248ZM176 246V245H175ZM232 246V247H233ZM73 247V246H72ZM75 247V248H76ZM87 247H90V246H87ZM86 247V248H87ZM172 247V246H171ZM182 247V248H183ZM203 247V246H202ZM201 247V248H202ZM74 248V247H73ZM74 248V249H75ZM91 248H93L92 246H91ZM140 248V247H139ZM150 248V247H149ZM204 249H206V253L204 252H202L201 253V257L200 258H198L199 260H198V262H197V255H196V253H197V249H195L192 253H190L189 254V256H188V260H190L191 262H193L192 264H207V246H204L203 247ZM213 248H215V247H213ZM71 249V248H70ZM87 249H89V251H90V248H87ZM184 250V249H183ZM191 250V249H190ZM210 250V249H209ZM215 250H217V251H220L221 252V254H222V252H227V250H225V249H215ZM233 250V249H232ZM259 250V249H258ZM70 251V250H69ZM85 251H86V249H85ZM129 251V250H128ZM173 251V250H172ZM196 251V252H195ZM234 251V252H235ZM86 252H88V251H86ZM92 252V251H91ZM124 252V251H123ZM135 252V251H134ZM134 252L132 253V255L134 254ZM159 252V251H158ZM158 252H156V254H158ZM169 252V251H168ZM184 252V251H183ZM189 252V251H188ZM251 252H252V250H251ZM254 252H256V251H254ZM159 253H161V252H159ZM229 253V252H228ZM125 253H123V255H124ZM137 254V253H136ZM142 254H144V255H142V256H140V257H138L137 259H136V261H139L140 263L142 262V259L144 258V257H146V256H148V253H142ZM183 254V253H182ZM181 254V255H182ZM218 254V253H217ZM217 254H215V255H217ZM250 254V253H249ZM252 254H253V252H252ZM255 254V253H254ZM253 254V255H254ZM108 255V254H107ZM152 255V254H151ZM154 255V254H153ZM174 256H175V254H173ZM185 255V254H184ZM80 256H81V254H80ZM122 256V255H121ZM178 256H179V253H178ZM178 256H176L175 258H173V260H175L176 261V258L178 257ZM230 256H231V258H230ZM230 256H229V254H226V253H224L223 255H222V257L224 258V260L226 261V262H224V264H233L234 263V261H235V259L237 260V258H235V256H233V254H231L230 253ZM242 256V255H241ZM255 256V255H254ZM3 257H5L6 258V260H1ZM159 257V256H158ZM170 257V256H169ZM216 257V256H215ZM219 257V256H218ZM238 257V256H237ZM4 258V259H5ZM71 258H73V256L72 257H70L69 259H71ZM153 258H154V256H153ZM160 258V257H159ZM158 258V259H159ZM172 258V257H171ZM184 258V257H183ZM186 258V257H185ZM217 258V257H216ZM257 258V257H256ZM80 259V257L78 258V260ZM116 259V258H115ZM128 259H131V258H128ZM127 259V260H128ZM178 259V258H177ZM219 259H220V257H219ZM222 259V258H221ZM52 260V263H49L50 261ZM73 260H76L77 261V259L75 258V259H73ZM157 260V259H156ZM170 260V259H169ZM173 260H171V261H173ZM180 260V262H181V259H179ZM178 260V261H179ZM69 261V260H68ZM155 261V260H154ZM177 261V262H178ZM237 261H239V260H237ZM66 262V261H65ZM71 262V261H70ZM160 262H162V261H160ZM174 262V261H173ZM172 262V263H173ZM189 262V261H188ZM187 262V263H188ZM215 262H217V261H215ZM214 262V263H215ZM218 262H220V261H218ZM217 262V263H218ZM223 262V261H222ZM250 262V261H249ZM66 263H68V262H66ZM75 262H73V264H74ZM158 263V262H157ZM165 263V262H164ZM248 263V262H247ZM69 264V263H68ZM71 264V263H70ZM146 264H150V262H146ZM153 264H155V263H153ZM173 264H175V263H173ZM223 264V263H222ZM235 264V263H234ZM244 264V263H243Z\"/></svg>",
	"mask_w": 264,
	"mask_h": 264
}]
</instances>
